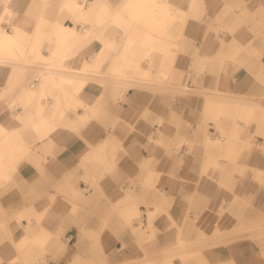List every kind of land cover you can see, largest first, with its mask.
<instances>
[{
	"label": "crops",
	"instance_id": "1",
	"mask_svg": "<svg viewBox=\"0 0 264 264\" xmlns=\"http://www.w3.org/2000/svg\"><path fill=\"white\" fill-rule=\"evenodd\" d=\"M35 1L0 0V143L13 141L0 154L16 156L13 179L0 184V264H104L105 254L110 264H149L182 242L233 231L239 211L263 224L264 0H209L172 54L144 49L141 61L137 48L121 76L113 74L119 51L105 50L100 71H80L96 80L84 87L87 109L65 106L63 119L47 85L43 115L62 124L43 137L26 125L39 99L29 79L49 72L60 6L47 0L40 22ZM75 56L65 60L69 73L98 58ZM138 209L142 228L128 225ZM244 241L208 244L205 264H264Z\"/></svg>",
	"mask_w": 264,
	"mask_h": 264
},
{
	"label": "bare ground",
	"instance_id": "2",
	"mask_svg": "<svg viewBox=\"0 0 264 264\" xmlns=\"http://www.w3.org/2000/svg\"><path fill=\"white\" fill-rule=\"evenodd\" d=\"M46 1L34 2L37 5L35 6L34 15L39 18L40 22L44 21L41 17V11ZM199 1L206 3L209 0H122L116 8L110 7L108 0H59L60 9L55 27L50 34L51 37L53 35L52 39L55 42L54 52L51 58L45 59L46 66L50 68L49 72H42L40 75L34 76V79L30 78L32 79H29L31 81L30 86L29 84L25 85L26 88L30 87L29 91H35L39 94L38 104L35 107L37 108V114L34 115L36 118L26 125L36 127L35 129L40 134L39 137H43L59 124H62L59 121L48 122V118L43 115L45 106L42 99L46 95V89L44 88L47 85L54 87V107L57 113L60 112V116L57 118H64L65 106L71 110H77L81 107L87 109L90 96L84 90V87L96 80L85 77L80 71H86L101 65L104 60L102 58L103 52L108 47H115L113 39L120 32L116 26L117 24L122 25L124 29L123 46L122 49L119 48L122 60L132 54L139 47L138 45L145 47L147 55L153 54L155 50H161L170 55L173 52L172 46L175 38L182 34L181 31L184 30L187 20L192 17V10ZM69 20L72 24H68ZM98 35L102 37V41L96 50V42L88 39L95 38L94 36ZM91 51H97L98 58L96 62L85 60L82 69H71V72H68L69 68L65 64V60L69 56L74 57L79 53L87 54ZM114 62V76L117 73L120 76L124 75L125 70L119 60L117 59ZM38 81L40 82L38 83ZM68 84L72 86V89L67 92L63 91L62 88ZM64 92L67 95H63ZM0 129L6 128L0 125ZM1 140L0 146L7 147L10 151L9 147L13 145L12 139ZM15 169L16 156L11 153L8 155L0 154V184L10 182L16 172ZM88 190L90 189L88 188ZM217 233L219 231H216ZM254 234L258 233L255 232ZM245 238H247L244 242L248 246V251H255L257 248L264 249V231L259 232V235H251ZM30 241L31 237L26 238L19 247H15L16 250H14V247L6 248L4 251L5 256L9 254L10 256L16 255V251L22 250L21 247ZM14 260L10 259L8 261L14 262ZM172 262L173 260L170 264Z\"/></svg>",
	"mask_w": 264,
	"mask_h": 264
},
{
	"label": "rangeland",
	"instance_id": "3",
	"mask_svg": "<svg viewBox=\"0 0 264 264\" xmlns=\"http://www.w3.org/2000/svg\"><path fill=\"white\" fill-rule=\"evenodd\" d=\"M58 6H60V2L59 0H54ZM120 1L122 0H108V3L110 5V7H112L111 5L113 6H117L116 4H118ZM203 5H205V2H197L196 5L194 6V9L192 10V15L197 12V11H201V8H203ZM69 23H71V21H68ZM118 28H119V31L116 35V37H114L115 39L118 37L121 41L120 42H114L115 43V47H108L106 50H111V51H119V48L122 49V46H123V40H124V36H123V26L121 25H116ZM95 38L91 37L90 39L88 40H92V41H96V40H99V41H102V37L101 36H94ZM93 38V39H92ZM86 43V42H85ZM138 49H142V50H139L137 52V54H141V57H139V59L141 61L144 60V52L143 50L145 49V47H143L142 45H138ZM111 51H109V53H111ZM91 54H93L92 56V60H95V55H96V51H91L90 52ZM105 53V51H104ZM117 54V59L119 60V62L121 64H124L125 61H127V57L122 60L121 58V50L116 53ZM95 57V58H94ZM129 58V57H128ZM116 59V61H117ZM105 61V59H104ZM101 63V65L96 69L98 71L101 70V67L103 66V62ZM112 70V68L110 69V71ZM37 76V75H36ZM34 79V78H33ZM117 80V79H116ZM93 187H95L93 185ZM130 204V205H129ZM129 204H128V208H130V206H135V204H131V202L129 201ZM131 206V207H132ZM139 210V209H138ZM162 212V211H161ZM159 212V214L161 213ZM224 209L221 208V211H219V215H223L224 214ZM239 213L240 215H236V220H237V228H235L233 231L231 232H225L223 233V229L221 227L222 223H218L217 226L215 227V229L217 230V228H220L221 231H219V233H215V235H213V237H210V238H207L205 237L204 239H199L197 240V242H191V243H188L186 244L185 242L183 243H180L179 247L178 248H173V249H166V250H163L161 251L160 253L156 254V256H152V259L150 258L149 259V264H170V262L173 260H175L176 258H179L181 260H183L184 262H188V260H190L191 258H196V260L198 261H194L195 264L197 263H201V264H205L206 262V258L205 256L203 255V252L205 250H203V247H206L208 244L210 245H213L215 244L216 246L217 245H223L225 243H231L233 241H236V240H246L247 236H251V235H259V232H262L264 231V222L263 224L261 225H258L256 226L255 224H253L251 221V219H246L244 218L243 216H241L243 214V211H239L237 212ZM145 214L144 211H141L139 210V214H137L135 216L134 219H132L130 222H129V226H134L136 224H138L139 228H142L143 225H144V222L143 220L141 219L143 217V215ZM150 215L149 214V220H150ZM154 215V214H153ZM145 218V217H144ZM156 217L154 216V219ZM158 231L157 229H153L152 230V235L148 238V240H155V239H158ZM216 232V231H215ZM253 232V233H252ZM258 233V234H254V233ZM219 238V239H218ZM219 241H218V240ZM232 240V241H231ZM193 243V244H192ZM212 243V244H211ZM127 247V245H125ZM262 251V254H263V257H264V249L261 250ZM121 252L125 253L124 250H122ZM199 253V254H198ZM105 257V260H104V264H110V261H109V258L112 256V255H104ZM89 262V261H88ZM137 264H143V262H137ZM173 264V263H172ZM223 264H235L234 262H225Z\"/></svg>",
	"mask_w": 264,
	"mask_h": 264
},
{
	"label": "built area",
	"instance_id": "4",
	"mask_svg": "<svg viewBox=\"0 0 264 264\" xmlns=\"http://www.w3.org/2000/svg\"><path fill=\"white\" fill-rule=\"evenodd\" d=\"M85 190H88V187H85ZM72 239H73V237L71 235H68L66 237V240H67L68 243H71L73 241Z\"/></svg>",
	"mask_w": 264,
	"mask_h": 264
}]
</instances>
